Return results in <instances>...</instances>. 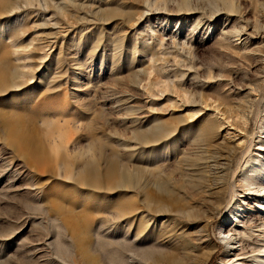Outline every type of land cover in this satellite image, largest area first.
<instances>
[{"label": "rangeland", "instance_id": "374dc122", "mask_svg": "<svg viewBox=\"0 0 264 264\" xmlns=\"http://www.w3.org/2000/svg\"><path fill=\"white\" fill-rule=\"evenodd\" d=\"M263 188L264 0H0V264H264Z\"/></svg>", "mask_w": 264, "mask_h": 264}, {"label": "bare ground", "instance_id": "6f19581e", "mask_svg": "<svg viewBox=\"0 0 264 264\" xmlns=\"http://www.w3.org/2000/svg\"><path fill=\"white\" fill-rule=\"evenodd\" d=\"M263 189H264V188H263ZM228 236H229V235H228ZM225 238H227V243H230V239H231V238H228V237H225ZM225 238H224V239H225Z\"/></svg>", "mask_w": 264, "mask_h": 264}]
</instances>
